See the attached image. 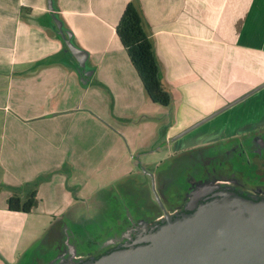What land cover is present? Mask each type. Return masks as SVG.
I'll return each mask as SVG.
<instances>
[{
    "label": "crops",
    "instance_id": "0c3cea01",
    "mask_svg": "<svg viewBox=\"0 0 264 264\" xmlns=\"http://www.w3.org/2000/svg\"><path fill=\"white\" fill-rule=\"evenodd\" d=\"M129 3L172 92L167 140L264 85V0H0V264H35L19 256L38 228L27 222L34 209L58 215L41 209L45 191L65 195L55 212L84 207L76 192L89 195L88 176L101 175V133L113 128L102 109L135 110L147 95L116 32ZM56 21L87 54L84 67ZM263 98L264 87L229 109L254 112ZM33 191L31 213L9 210L12 196Z\"/></svg>",
    "mask_w": 264,
    "mask_h": 264
},
{
    "label": "rangeland",
    "instance_id": "374dc122",
    "mask_svg": "<svg viewBox=\"0 0 264 264\" xmlns=\"http://www.w3.org/2000/svg\"><path fill=\"white\" fill-rule=\"evenodd\" d=\"M108 101L109 106H111L110 109H114L113 101L110 99ZM255 101L258 102V100ZM263 106L264 98L261 100L260 107L254 112H247V110H244L245 107L240 104L237 108L209 122L206 128L199 127V130L203 129L202 132L195 129L192 133L196 132L195 134H197L200 132L201 136L198 141L209 139L213 133L216 135L218 131H226L214 129V127L216 123L230 121V118L234 122V125L230 127L232 132L252 124H263ZM102 111L101 125L110 124L113 128L111 134L103 136L101 133V175L95 177L91 174L88 176V186L86 187L88 191L90 189L89 195H84L79 190L76 192L77 195H74L75 199L88 198L84 207L82 206L84 211L81 212L80 209L82 208L78 207L70 213H64L60 210L55 212L57 203L64 201L65 195H60L59 190H56L55 194L52 191H45L46 201L45 205L39 204L41 209L58 215H56L55 220L50 221L44 211H35L34 209L35 215L27 219V222L29 220L33 221L38 228H34L36 231L33 232V243L24 249L25 253L23 252L19 256V262L22 258L27 257L26 259L35 264H60L62 261L69 259L65 255L71 253L76 240L91 246L93 242H98L100 240L99 236H101V245L105 244L106 241L104 240L109 239V236L119 232L121 228L124 229V227H121L123 219L131 211L128 202L133 199L132 195L139 183L145 184L146 180L149 182L152 173L158 176L160 175L158 172L169 171L168 166L173 168L172 171H176L178 160H180L178 155L180 154L171 153V149L166 144L168 128L175 122V117L169 107L164 108L155 105L145 95L144 99L139 100V105L135 110L134 107L116 108L113 114L104 109ZM246 123L248 125H245ZM211 127L216 134L212 132ZM118 133L121 135L119 140L115 138L120 136ZM178 133L180 132L172 130L169 135L172 137ZM111 150L117 151L114 159L108 158ZM115 167L117 168L114 169ZM126 168L130 169L127 175ZM69 183L75 186L73 181H69ZM148 185L150 186L149 183ZM148 185H145L147 189L140 190L139 188V191L148 190L150 188ZM92 188L96 193L90 196L93 193ZM149 192H152V190ZM77 214L79 218L73 220V216ZM27 238L28 231H26L24 239L27 240ZM48 256L51 260L50 263L45 260Z\"/></svg>",
    "mask_w": 264,
    "mask_h": 264
},
{
    "label": "flooded vegetation",
    "instance_id": "af4514ba",
    "mask_svg": "<svg viewBox=\"0 0 264 264\" xmlns=\"http://www.w3.org/2000/svg\"><path fill=\"white\" fill-rule=\"evenodd\" d=\"M226 111L228 109L199 127L206 128L209 122ZM231 124L233 125L231 118L222 124L216 123L214 129L226 131H218L216 134L211 127L216 135L213 133L209 139L201 141L198 138L203 129L199 130V127L195 128L200 131L197 134L192 133V130L174 139L185 131L183 130L168 139L166 144L171 153L180 154L176 171L168 166L169 171L158 172L161 176L152 173L149 182L146 180L145 184L139 183L132 195L133 199L128 202L131 211L123 219L121 227L124 229L121 228L119 232L109 236V239L104 240L105 244L101 245V236L91 246L76 240L71 253H66L65 256L75 264L98 259L103 254L135 240L144 228H151L161 224L169 216L175 217L186 212L191 196L204 187L215 186L253 199L264 198V124L246 126L233 132ZM145 185L152 192L139 191V188L147 189ZM45 260L48 263L51 261L49 256Z\"/></svg>",
    "mask_w": 264,
    "mask_h": 264
},
{
    "label": "water",
    "instance_id": "95a60500",
    "mask_svg": "<svg viewBox=\"0 0 264 264\" xmlns=\"http://www.w3.org/2000/svg\"><path fill=\"white\" fill-rule=\"evenodd\" d=\"M50 9L52 6L50 3ZM68 50L85 66L87 54L72 43L56 21ZM258 89L192 125L176 138L206 123ZM60 264H75L72 259ZM78 264H264V198L204 187L191 196L186 212L144 228L137 238L95 260Z\"/></svg>",
    "mask_w": 264,
    "mask_h": 264
},
{
    "label": "trees",
    "instance_id": "16d2710c",
    "mask_svg": "<svg viewBox=\"0 0 264 264\" xmlns=\"http://www.w3.org/2000/svg\"><path fill=\"white\" fill-rule=\"evenodd\" d=\"M116 32L143 83L148 98L156 105L170 107L173 104L172 92L163 79L153 43L144 30L141 14L134 4L129 3L125 8ZM8 206L12 212L31 213L38 206L36 191L25 198L12 196Z\"/></svg>",
    "mask_w": 264,
    "mask_h": 264
}]
</instances>
